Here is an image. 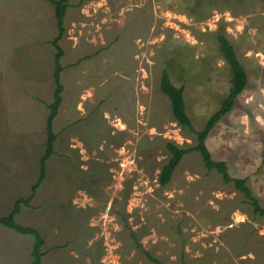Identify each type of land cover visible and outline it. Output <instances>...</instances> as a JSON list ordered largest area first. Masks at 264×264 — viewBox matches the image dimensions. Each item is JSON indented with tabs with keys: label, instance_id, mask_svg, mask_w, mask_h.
Returning a JSON list of instances; mask_svg holds the SVG:
<instances>
[{
	"label": "rangeland",
	"instance_id": "rangeland-1",
	"mask_svg": "<svg viewBox=\"0 0 264 264\" xmlns=\"http://www.w3.org/2000/svg\"><path fill=\"white\" fill-rule=\"evenodd\" d=\"M68 3L54 155L15 217L40 233L41 264H158L147 254L160 264H264V216L198 153L182 159L167 186L158 181L168 142L196 144L172 118L161 72L183 88L201 130L232 82L222 34L247 85L206 145L264 209V0ZM55 24L48 0H0V217L38 178ZM33 242L0 225V264H30Z\"/></svg>",
	"mask_w": 264,
	"mask_h": 264
},
{
	"label": "trees",
	"instance_id": "trees-1",
	"mask_svg": "<svg viewBox=\"0 0 264 264\" xmlns=\"http://www.w3.org/2000/svg\"><path fill=\"white\" fill-rule=\"evenodd\" d=\"M54 9V18L56 21L57 35L52 40L51 44L55 49L54 57V70H53V82H54V92L53 100L47 106L48 115L46 118V142L43 154L39 159V174L37 181L31 187V194L27 198H18L12 207L11 212L4 217H0V225L4 228L14 231L18 235L31 236L34 240L32 250H31V263L30 264H41L43 258L42 246L44 241L40 233L32 228L22 226L16 223L15 217L19 214L21 206H29L33 195L36 193L38 187L46 178V163L54 155V142L56 141V134L53 131V122L57 117L58 110L62 103V92L63 86L60 83V76L63 71V67L60 63L63 57V51L59 46V41L62 39L65 33L64 28V18L66 11L69 7V0H48ZM218 49L223 57L224 62L228 65L232 82L229 91L225 98L223 99L219 109L211 115L206 121L204 127L201 130H196L193 128L191 120L186 113L183 88L176 87L172 84L169 74L166 70L161 72L160 77V91L168 99L170 104V110L173 120L182 128L188 130L190 133L195 135L196 144L193 147L182 148L175 143L168 142L166 144V150L169 154V159L167 163L161 167L159 174V184L162 187L167 186L174 174L176 168L182 161V159L192 153H198L202 159L204 167L207 171H216L220 176L224 184H232L233 188L241 193L248 203L253 208V213L255 215L264 216V209H262L258 201L252 196L251 190L246 185L245 178H232L229 175L228 167L223 161L213 160L211 153L209 152L206 139L215 127V125L223 118L228 115L235 106L237 97L244 91L247 85V76L244 67L241 65L237 59L234 47L230 41L224 35H218L216 38ZM136 245L140 247V244L136 241ZM147 258L150 261L160 264L157 260L152 258L147 254Z\"/></svg>",
	"mask_w": 264,
	"mask_h": 264
}]
</instances>
